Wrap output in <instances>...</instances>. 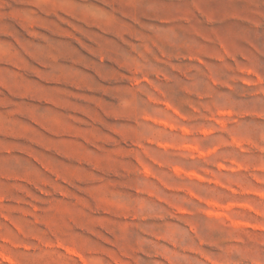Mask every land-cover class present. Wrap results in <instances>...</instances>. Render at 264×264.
<instances>
[{
	"label": "rangeland",
	"instance_id": "obj_1",
	"mask_svg": "<svg viewBox=\"0 0 264 264\" xmlns=\"http://www.w3.org/2000/svg\"><path fill=\"white\" fill-rule=\"evenodd\" d=\"M0 264H264V0H0Z\"/></svg>",
	"mask_w": 264,
	"mask_h": 264
}]
</instances>
